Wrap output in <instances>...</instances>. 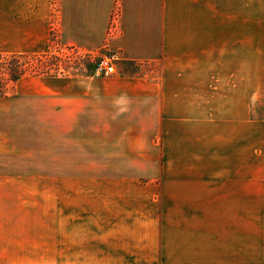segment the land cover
I'll return each mask as SVG.
<instances>
[{
    "label": "crops",
    "instance_id": "0c3cea01",
    "mask_svg": "<svg viewBox=\"0 0 264 264\" xmlns=\"http://www.w3.org/2000/svg\"><path fill=\"white\" fill-rule=\"evenodd\" d=\"M0 25V44L19 36L0 53L44 50L52 31L64 46L121 55L115 74L25 76L0 99V141L11 148L13 116L50 124L52 146L66 147L53 154L82 184L69 264H221L220 182L241 178L221 173V157L246 162L221 152L208 116L221 82L246 93L247 0H0Z\"/></svg>",
    "mask_w": 264,
    "mask_h": 264
},
{
    "label": "rangeland",
    "instance_id": "374dc122",
    "mask_svg": "<svg viewBox=\"0 0 264 264\" xmlns=\"http://www.w3.org/2000/svg\"><path fill=\"white\" fill-rule=\"evenodd\" d=\"M18 47L19 36H11V41L0 44V50ZM261 49L260 3L247 0L246 93L234 91L233 83L221 82L220 97L215 104L220 108L219 114L208 116L218 124L221 152L227 149L228 158L231 156L236 161L241 154L246 162L223 163L221 157V173L225 167L231 169L232 175L241 177L220 182L221 264H264V54ZM34 53L54 54L63 60L50 63L47 73L26 75L22 84L37 76L95 75L100 57L109 51L82 52L64 46L50 31L45 49L27 54ZM224 69L221 68V75ZM11 123V148H7L8 140L0 141V264H69V231H73L69 204L82 184L68 178L66 153L53 154L57 149L66 151V147L52 146L50 124H44L43 130L41 125L25 126L18 115L11 117Z\"/></svg>",
    "mask_w": 264,
    "mask_h": 264
},
{
    "label": "trees",
    "instance_id": "16d2710c",
    "mask_svg": "<svg viewBox=\"0 0 264 264\" xmlns=\"http://www.w3.org/2000/svg\"><path fill=\"white\" fill-rule=\"evenodd\" d=\"M58 60L63 58L54 54L0 53V96L11 93L28 74L49 72L47 66Z\"/></svg>",
    "mask_w": 264,
    "mask_h": 264
},
{
    "label": "built area",
    "instance_id": "2783aa9c",
    "mask_svg": "<svg viewBox=\"0 0 264 264\" xmlns=\"http://www.w3.org/2000/svg\"><path fill=\"white\" fill-rule=\"evenodd\" d=\"M121 16L120 7L117 8L114 16L113 26L117 28L118 20ZM121 61V55L117 51H109V53L104 54L100 57L97 67L96 74L101 75H112L118 72V66Z\"/></svg>",
    "mask_w": 264,
    "mask_h": 264
},
{
    "label": "clouds",
    "instance_id": "9594fccd",
    "mask_svg": "<svg viewBox=\"0 0 264 264\" xmlns=\"http://www.w3.org/2000/svg\"><path fill=\"white\" fill-rule=\"evenodd\" d=\"M122 100H123V97L120 98V101H122Z\"/></svg>",
    "mask_w": 264,
    "mask_h": 264
}]
</instances>
